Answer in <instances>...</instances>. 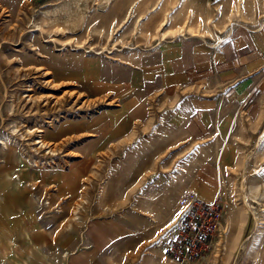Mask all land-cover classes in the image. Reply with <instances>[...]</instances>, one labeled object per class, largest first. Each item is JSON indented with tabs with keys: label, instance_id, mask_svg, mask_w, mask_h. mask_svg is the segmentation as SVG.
<instances>
[{
	"label": "rangeland",
	"instance_id": "1",
	"mask_svg": "<svg viewBox=\"0 0 264 264\" xmlns=\"http://www.w3.org/2000/svg\"><path fill=\"white\" fill-rule=\"evenodd\" d=\"M0 264H264V0H0Z\"/></svg>",
	"mask_w": 264,
	"mask_h": 264
},
{
	"label": "built area",
	"instance_id": "2",
	"mask_svg": "<svg viewBox=\"0 0 264 264\" xmlns=\"http://www.w3.org/2000/svg\"><path fill=\"white\" fill-rule=\"evenodd\" d=\"M212 211L214 210L211 209L210 205H191L187 209L183 220V227H181L177 239L173 241L176 249H179L181 247L180 245L188 248L193 246L195 248L197 244L205 240L202 237L203 232L200 226L201 222L203 223V215H208Z\"/></svg>",
	"mask_w": 264,
	"mask_h": 264
},
{
	"label": "bare ground",
	"instance_id": "3",
	"mask_svg": "<svg viewBox=\"0 0 264 264\" xmlns=\"http://www.w3.org/2000/svg\"><path fill=\"white\" fill-rule=\"evenodd\" d=\"M135 4H136V3H135ZM132 5L134 6V4H132ZM132 5H131V6H132ZM134 7H135V6H134ZM129 9L131 10L132 7L129 6ZM131 11H134V10H131ZM131 11H130V12H131ZM126 14H127V13H126ZM130 15H131V14H130ZM129 17H130V16H129ZM75 220H76V218H75Z\"/></svg>",
	"mask_w": 264,
	"mask_h": 264
}]
</instances>
